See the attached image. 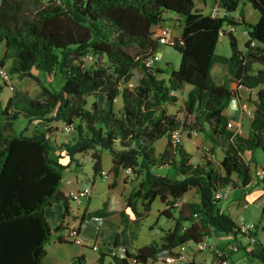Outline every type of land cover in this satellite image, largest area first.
<instances>
[{"label":"trees","instance_id":"obj_1","mask_svg":"<svg viewBox=\"0 0 264 264\" xmlns=\"http://www.w3.org/2000/svg\"><path fill=\"white\" fill-rule=\"evenodd\" d=\"M214 1L219 4L216 15L198 8L195 0H0V42L5 43L0 67L12 60L10 81L0 75L15 89L4 101L0 84L2 117L22 115L28 123L36 120L47 126L27 133L28 125L11 132L0 124V264H43L46 243L53 233L46 207L63 201L66 212H70V200L74 198L61 187L65 169L77 160V153L90 149L95 177L103 175L101 153L107 149L112 159L110 171L115 176L122 168L131 167L140 178L127 196L128 205L137 215H145L157 197L174 208L160 210L176 219L173 229L165 230L162 242L147 243L135 251L126 247L123 256L114 253L119 264L146 263L180 243L202 241L207 227L247 234L231 213L220 209L223 197L216 193L229 185L251 183V162L257 161L254 150H264V0ZM242 1L259 11L257 21L244 18ZM240 4L238 19L234 12ZM166 18L182 24V33L163 42L155 33ZM240 23L246 24L248 32L243 49L235 34ZM228 25L235 30H227ZM226 34L230 37L229 55L217 52ZM158 43H170L180 52L178 67L169 61L170 69L156 67L159 59L154 65L147 64L152 55L160 57ZM87 54L94 56L89 66L85 64ZM256 59L262 62L257 68ZM216 62L228 65L220 83L212 74ZM135 68L142 75L131 85ZM57 69L65 75L60 89L44 81ZM160 72H168V77H160ZM13 74L37 80L41 86L38 95L22 99L21 90L12 82ZM233 80L238 86L256 90L248 135L242 128L236 129L225 113L230 100L239 96L238 88L230 85ZM186 84L191 88L183 102L181 119L169 106L179 99L175 91L183 90ZM97 90L106 94L108 107L97 100L87 106L88 95ZM118 97L122 105L116 111ZM55 121L64 123V128L71 126L68 131L74 130L71 140L56 142L57 148L53 136L60 128L57 125L53 129ZM178 128L187 130L189 137L194 129L203 132L211 141V151L220 147L221 167L209 158L195 162L184 137L181 141L174 138L173 131ZM163 136L167 137V146L159 153L156 142ZM246 150L251 151L250 161L244 158ZM64 155L69 156L67 163L60 159ZM163 165L175 166L177 175L154 170ZM258 170L264 187V166ZM193 187L199 200L179 202ZM139 199L143 209L137 206ZM106 254L100 253L99 264H105ZM83 260L77 256L74 262L85 264Z\"/></svg>","mask_w":264,"mask_h":264},{"label":"crops","instance_id":"obj_2","mask_svg":"<svg viewBox=\"0 0 264 264\" xmlns=\"http://www.w3.org/2000/svg\"><path fill=\"white\" fill-rule=\"evenodd\" d=\"M195 1L198 8L207 13L211 12L214 0ZM241 4L244 7V18L251 22L257 21L260 15L259 11H257L250 2L242 1ZM234 16L240 19V11L236 10ZM181 33L182 28L179 30L176 28L171 29L172 36H180ZM240 48L243 49L244 47ZM4 51L5 46L3 47V52ZM227 73V63L216 62L212 67L213 77L219 83L224 81ZM231 82L235 83L234 88H238L239 91V96L233 97L225 109V113L233 122L235 118L231 115H234V117L239 115V100L246 97L248 98L251 93H255L253 92L255 89L244 85L238 86L237 82L234 80ZM252 116L253 114H251L249 118L251 119ZM55 123L62 125L61 121H56ZM239 128H241V124ZM242 133L248 135L249 132L245 134L242 129ZM92 152L93 149H90L75 155L77 160L71 162L65 169L61 186L62 190L67 195L89 186L92 188L91 194L71 199L69 213L66 212L63 201H55L46 207V215L53 227V233L46 243L47 253L43 258V264H81L77 261L74 262L77 256L84 257L83 261L85 264H91L92 262L94 264H99L98 258L101 252L107 253L105 256V264H119L113 258L114 253L123 256L126 253V249L124 250L123 247H127L130 251H135L139 246L147 244H140L136 239H132L131 237L135 227H140L143 224L146 215H137L127 203V196L133 188L137 187L136 183L140 178L136 180V183L135 181L129 180L134 176L129 177L124 168L115 176V174L110 171L112 166L111 159L108 168L103 167L102 175L103 179L108 180V186L104 188L105 191L101 198H98L100 196V194H98L94 199L96 196L95 187L97 182H99V175L96 177L94 176V158ZM254 154L257 161L251 162V164L254 163V165H251L253 172V180L251 183L247 186L234 187L229 185L226 187L227 195L219 202L220 209L231 213L238 223L247 221L258 223V226L253 231L257 237L254 248H249L250 237L248 234H243L241 232L235 234L232 231L227 232L207 227L202 241H206L211 245L208 249L213 253V256H198L197 251L201 250L197 248L195 241L188 240L185 242L187 246L185 258L179 259L173 264H188L191 261L195 264H225L222 262L224 258L228 259L227 264H264V187L259 180V176L256 174V171L261 166H264V150L258 147L254 150ZM244 158L250 161V150L244 152ZM60 159L64 163H67L69 161V156L64 155ZM68 170L70 172L67 173ZM110 183H112V185H110ZM241 203L246 206V210L250 209L252 206L256 207L257 210L251 208L253 209V215L245 214V212L240 211L239 205ZM174 214L177 215L178 211L174 212ZM195 217L198 218V215H195ZM169 218H173L174 221L176 220L175 217ZM108 223L111 224V232L106 234V224ZM186 223L188 222L186 221ZM74 224L79 225L85 244H78L66 238L67 228ZM58 226L61 228L58 229ZM156 226L160 229L159 237L155 239L156 243L162 242V236L166 229H173L174 227L165 228L162 224H157ZM95 243L98 244L97 249L93 248V244ZM180 244L176 245L174 248H177ZM235 244H238V249L234 248ZM218 250L223 251V255L219 256L217 254ZM89 251L93 254L91 260L89 259ZM210 251L209 253H211ZM150 261L151 258L147 262ZM137 264H142V262ZM151 264L157 263L151 262Z\"/></svg>","mask_w":264,"mask_h":264},{"label":"rangeland","instance_id":"obj_3","mask_svg":"<svg viewBox=\"0 0 264 264\" xmlns=\"http://www.w3.org/2000/svg\"><path fill=\"white\" fill-rule=\"evenodd\" d=\"M43 1L47 2L49 0H43ZM241 8H242V5L240 4L237 10L240 11ZM167 15L169 14L166 13L165 17H168ZM164 21H165L164 23L168 24L171 27V29L176 28L177 30H179L182 28V24H178V25L175 24L174 18H166ZM170 34H171V31H170ZM235 34L237 36L239 46L244 47L246 37L248 35L246 24L244 23L238 24L237 31L235 32ZM4 46H5V43L0 42L1 57L4 54L3 52ZM156 52L160 54L159 61H157L155 64L156 67L166 66V67H169L170 69L171 66L173 67L179 66L181 54L176 48H174L172 44L158 43ZM217 52L227 54V55L231 53L230 37L228 34L224 35L220 39L217 45ZM102 60H104L105 62V59L102 58ZM11 61H12L11 58H9L5 64V68L7 69L8 72H11L10 71ZM168 61L171 62V66L167 65ZM93 63L94 62L90 59H87V61L85 60L86 66H89ZM261 65H262V62L256 59L254 63L255 68ZM141 75H142L141 70L139 68H135L133 71L132 80L129 84L132 85L136 83L138 79L141 77ZM159 76L167 78L168 72H160ZM41 77L43 78L44 76L41 75ZM11 78L15 84V87L21 90L20 96L22 99L30 100L31 98L36 97L41 89V86L39 85L37 80H35L34 78H31L28 76L19 78L17 74L11 75ZM44 81L49 87L60 89L65 82V75L59 69H57L54 72H51L47 76V80L45 79ZM0 84L3 85V90L1 92L2 99L6 101V99L14 93L15 89H11L10 85L5 82L4 78L1 75H0ZM231 86L234 88L235 83L231 82ZM190 88H191V84H186L183 90L175 91L178 94L179 99L174 105L169 106V110L171 112H175L181 119L184 118L183 102H184V99L186 98L187 91ZM253 92L255 93H251L248 98L246 97L244 99L239 100V107H238L239 115H237L236 117H234V115H231L233 118H235L233 121L235 128H239V125L241 124V128L243 129L245 134H247L250 130V118L249 117L251 116V114H253V111L255 109L256 90ZM94 100H97L102 107H108L110 104V101L108 100L106 94L101 92L100 90H97L93 94L88 95L87 106L90 107ZM121 105H122V100L120 97H118L114 102V107L116 111L119 110ZM11 112L13 111L11 110ZM28 122H29V119L22 115L17 118H12V119L11 118L7 119V118L2 117V105L0 103V124L2 125L5 131L19 132L28 125V129L26 132L33 133L34 131L44 130L47 127L46 124H44L42 121L35 120L30 123ZM55 122L52 123L53 129L56 130L57 128L55 126L57 125H58V129L60 128L59 131L56 132V134L53 136V139L55 140L54 147L57 148L58 147L57 143L66 142L73 138L74 130L68 131L67 129L64 128V123H61L62 125H59V124H56ZM182 131L184 135L183 140L186 144L187 149L191 152L192 159L195 162H202L205 159L209 158L218 167H221V159L223 156V151L220 147H217L215 151H211V141L204 136L203 132L192 134V136L189 137L187 130H182ZM156 146H157V151L159 153L162 150H164L165 147L167 146V137L166 136L161 137L156 142ZM101 154H102L103 167L108 168L111 162V154L107 149H103ZM251 165H254V163ZM154 170L158 173H169L171 176L177 175L176 168L173 165L156 166ZM68 172L70 171L68 170L67 173ZM98 177H99L98 179L99 182H97L96 187H95L96 196L94 197V199L97 197L98 194H100L98 198H101L103 192L105 191L104 188L108 186L107 179H103V176L101 175H99ZM137 179L138 177L134 176L132 179H129V180L135 181L136 183ZM138 182L139 181H137L136 186L138 185ZM183 199L199 200V193L197 189L195 187L191 188L189 191H187L184 194L182 198L179 199V202H181V200ZM137 206L139 207V209L144 208V205L141 199L138 200ZM239 207H240V211L245 212V214H249V215H253V212H252L253 209L251 208H254L257 210V208L254 206L246 210V206H244L243 203H241ZM164 208H169L171 210L174 209L171 205H169V203H165L160 197L155 198L151 204V209L145 214L146 216L144 217L143 224L140 227L136 226L134 229L135 231L133 230V233L131 234L132 239H136L138 243L140 244L155 242L156 241L155 239H158L159 233H160L159 227L156 226L157 224H162L165 226V228L167 227L172 228L175 223L174 219L169 218L166 215H163L160 213V210ZM175 212H176V208H175ZM247 222L249 223V221ZM110 229H111V224L110 223L106 224L105 233L106 234L110 233L111 232ZM209 251L210 250L208 248L205 250L197 251L198 253L197 255L198 256H202V255L213 256V253L211 251H210L211 253H209ZM92 258H93V254L92 252L89 251V259L91 260ZM91 264H94V263L92 262Z\"/></svg>","mask_w":264,"mask_h":264},{"label":"built area","instance_id":"obj_4","mask_svg":"<svg viewBox=\"0 0 264 264\" xmlns=\"http://www.w3.org/2000/svg\"><path fill=\"white\" fill-rule=\"evenodd\" d=\"M218 12H219V4H218V2L214 1V5L211 9V13L216 15V14H218ZM227 30H235V26L228 25ZM170 31H171V27L168 24H160L156 27V33L155 34L159 38L160 41L167 42V41H169L170 36H171ZM223 33H224V31L221 29L220 34H223ZM85 58H86V60L87 59L93 60L94 56L91 54H87ZM159 58L160 57L157 54H154L150 58H148L146 62L148 65H154L156 60H158ZM0 74L10 81V74L4 66L0 67ZM10 84L12 86L13 83H10ZM65 128L67 130H69V129H71V126L67 125V126H65ZM197 133H198L197 130H195V129L192 130V134H197ZM173 136L176 140L181 141L184 137L183 131L178 128V129L173 131ZM125 170H126L129 177L135 176L131 167L125 168ZM258 173H261V170H258ZM91 192H92V188L88 186V187L79 189L70 195L73 198H80V197L90 195ZM226 195H227V190H219L216 193V196L219 198L225 197ZM239 225H240L241 230L246 232L249 235V237H250L249 248L253 249L256 242H257V237L253 233V231L258 226V223L257 222H249V223L248 222H240ZM66 238L68 240H72L78 244H85V240L81 234L79 225H77V224L71 225L67 228ZM196 246L200 250L211 247V245L208 244L206 241H198V242H196ZM238 247H239L238 244L234 245V248L238 249ZM93 248L97 249L98 244L97 243L93 244ZM186 248H187L186 243L183 242L177 248H173L171 250H164V251L159 252L154 259H151L150 262L142 263V264H151V262H156L157 264H173L177 260L185 258ZM123 249L125 250L126 247H123ZM217 254L219 256H221V255H223V251L218 250ZM222 262L227 264L228 259L224 258L222 260ZM132 264H137V263L135 261H133Z\"/></svg>","mask_w":264,"mask_h":264}]
</instances>
